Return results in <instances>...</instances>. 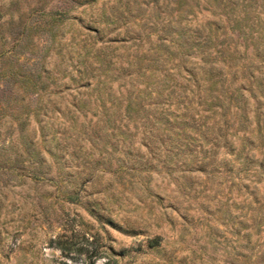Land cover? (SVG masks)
Segmentation results:
<instances>
[{"label":"rangeland","instance_id":"1","mask_svg":"<svg viewBox=\"0 0 264 264\" xmlns=\"http://www.w3.org/2000/svg\"><path fill=\"white\" fill-rule=\"evenodd\" d=\"M238 1L234 14L242 18ZM180 6L179 0H0V264H245L241 198L235 187L228 191L224 176L183 179L179 164L166 169L156 160L137 163L130 174L121 169L120 146L114 151L96 140L78 158L69 155L78 142L66 126L79 128L83 115L116 113L110 103L125 97L122 86L148 82L149 59L163 54L157 36L171 21L165 40L176 37ZM214 12L202 10L197 20L219 19L242 51V34ZM115 35L137 38L103 50L115 70L96 69L100 42ZM89 66L95 69L87 78ZM54 144H64L57 159ZM137 156L144 162L146 149ZM85 165L98 176L79 190ZM59 236L71 252L57 248ZM153 239L158 246H149Z\"/></svg>","mask_w":264,"mask_h":264},{"label":"trees","instance_id":"2","mask_svg":"<svg viewBox=\"0 0 264 264\" xmlns=\"http://www.w3.org/2000/svg\"><path fill=\"white\" fill-rule=\"evenodd\" d=\"M199 1L187 4L186 0H179L176 37L165 40L171 32L168 21L163 34L157 36L163 54L149 59L147 64L148 82L139 89L122 86L125 97L121 95L116 103H110L116 107V113L83 115L79 128L66 126L65 133L78 142L71 144L69 155L78 158L81 153L78 151L85 143L94 144L96 140L99 144H109L114 151L120 146L121 169L130 174L137 163L140 167L156 160L166 169L179 164L183 179L218 175V180L223 182L227 178L228 191L235 187L241 198L244 263L264 264V248L259 250L264 246V237L261 241L251 239L253 234L259 237L260 232L264 233V0L260 5L256 0H244V3L242 0V18L234 14L241 11L237 10L238 0H203V6H199ZM202 10L213 16L216 10L227 15L226 23H232L228 29L242 34L243 50L225 32L226 27L219 19L198 21L197 13ZM94 33V43L99 42L100 30L95 29ZM130 38L135 40L137 36L115 35L100 42L96 55L100 64L96 69L115 70L111 68V58H107L109 52L103 50ZM248 45H251L250 54L246 52ZM93 69L84 68L87 78ZM101 106L105 107L103 100ZM70 119L74 122L77 117ZM63 147L64 144H54L55 155L51 152L49 155L60 158ZM142 147L146 149L144 162L137 156ZM36 159L42 162L41 158ZM86 168L79 190L93 186L98 176L93 166L85 165L82 170ZM67 171L66 175L70 169ZM189 185L182 188L186 190ZM53 186L57 184L54 182ZM55 245L62 252L72 250L71 244L60 236ZM158 245L157 239L149 242L150 247Z\"/></svg>","mask_w":264,"mask_h":264}]
</instances>
